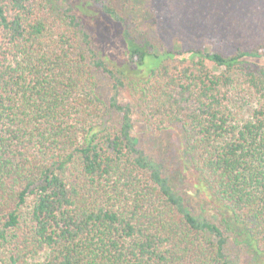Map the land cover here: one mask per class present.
<instances>
[{
	"label": "trees",
	"instance_id": "trees-1",
	"mask_svg": "<svg viewBox=\"0 0 264 264\" xmlns=\"http://www.w3.org/2000/svg\"><path fill=\"white\" fill-rule=\"evenodd\" d=\"M130 6L0 0V264H239L230 237L264 264V42L168 47L136 34ZM136 116L177 133L179 169Z\"/></svg>",
	"mask_w": 264,
	"mask_h": 264
},
{
	"label": "rangeland",
	"instance_id": "rangeland-1",
	"mask_svg": "<svg viewBox=\"0 0 264 264\" xmlns=\"http://www.w3.org/2000/svg\"><path fill=\"white\" fill-rule=\"evenodd\" d=\"M128 11L139 37L168 47L209 45L229 53L238 47H252L264 42V0H131ZM99 33L108 58L123 62L127 45L119 33L106 26H102ZM97 91L106 100L112 94V85L103 75L98 76ZM132 92L134 89L127 85L122 100L134 103L136 107ZM135 121L147 152L165 160L168 156V167L174 165L179 169L176 150L173 151L178 142L177 133L172 130L164 137L156 136L138 116ZM189 196L192 206L198 209L199 199ZM227 250L239 264L255 261L254 254L241 237H230Z\"/></svg>",
	"mask_w": 264,
	"mask_h": 264
}]
</instances>
